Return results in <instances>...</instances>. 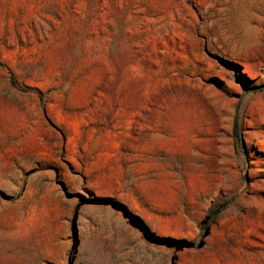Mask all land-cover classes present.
Listing matches in <instances>:
<instances>
[{"label": "rangeland", "instance_id": "374dc122", "mask_svg": "<svg viewBox=\"0 0 264 264\" xmlns=\"http://www.w3.org/2000/svg\"><path fill=\"white\" fill-rule=\"evenodd\" d=\"M0 264H264V0H0Z\"/></svg>", "mask_w": 264, "mask_h": 264}, {"label": "trees", "instance_id": "16d2710c", "mask_svg": "<svg viewBox=\"0 0 264 264\" xmlns=\"http://www.w3.org/2000/svg\"><path fill=\"white\" fill-rule=\"evenodd\" d=\"M236 136H239L237 127L235 128Z\"/></svg>", "mask_w": 264, "mask_h": 264}]
</instances>
